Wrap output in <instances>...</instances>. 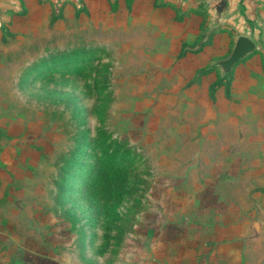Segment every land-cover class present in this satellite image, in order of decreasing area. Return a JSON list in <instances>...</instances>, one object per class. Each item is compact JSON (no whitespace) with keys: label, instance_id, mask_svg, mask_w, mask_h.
<instances>
[{"label":"rangeland","instance_id":"obj_1","mask_svg":"<svg viewBox=\"0 0 264 264\" xmlns=\"http://www.w3.org/2000/svg\"><path fill=\"white\" fill-rule=\"evenodd\" d=\"M135 3L24 0L0 17V264H137L169 246L248 264L232 110L200 72L230 38Z\"/></svg>","mask_w":264,"mask_h":264},{"label":"crops","instance_id":"obj_2","mask_svg":"<svg viewBox=\"0 0 264 264\" xmlns=\"http://www.w3.org/2000/svg\"><path fill=\"white\" fill-rule=\"evenodd\" d=\"M16 1L24 0H0V17L11 16ZM139 1H143L142 7L136 3L131 7L135 15L142 10L156 16L177 17L179 22L185 18H199L201 30L207 32L206 40L212 33L221 34L216 39L230 38L228 56L240 36L255 45L254 51L237 61L230 70L220 66L227 56L200 72L211 80V84L217 85L214 95L222 100L221 106L231 107L230 177L233 192L246 194L242 198L248 202L245 212L247 233L243 236L247 242L248 264H264V0ZM197 55L203 63L209 59L204 48ZM256 202H262V215L258 217ZM256 223L259 225L258 237L254 234ZM180 257L179 252L169 246L167 250H155L151 258L137 264L207 263V260L202 261L201 252L188 256L185 250L186 258Z\"/></svg>","mask_w":264,"mask_h":264},{"label":"water","instance_id":"obj_3","mask_svg":"<svg viewBox=\"0 0 264 264\" xmlns=\"http://www.w3.org/2000/svg\"><path fill=\"white\" fill-rule=\"evenodd\" d=\"M254 49L255 45L250 39L240 36L237 38L231 54L226 60L220 63V66L225 70H230L237 61L253 52Z\"/></svg>","mask_w":264,"mask_h":264},{"label":"trees","instance_id":"obj_4","mask_svg":"<svg viewBox=\"0 0 264 264\" xmlns=\"http://www.w3.org/2000/svg\"><path fill=\"white\" fill-rule=\"evenodd\" d=\"M216 87H217V85L215 83L210 85V96L211 97H214Z\"/></svg>","mask_w":264,"mask_h":264}]
</instances>
